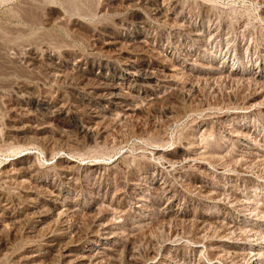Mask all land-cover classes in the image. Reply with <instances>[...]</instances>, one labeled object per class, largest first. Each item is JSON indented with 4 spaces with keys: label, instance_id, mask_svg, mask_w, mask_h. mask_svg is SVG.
<instances>
[{
    "label": "rangeland",
    "instance_id": "1",
    "mask_svg": "<svg viewBox=\"0 0 264 264\" xmlns=\"http://www.w3.org/2000/svg\"><path fill=\"white\" fill-rule=\"evenodd\" d=\"M145 1L146 2L149 1V2L146 3ZM181 1L183 4L180 3ZM181 1L180 0H178V1L177 0H175V1L174 0H171V1L170 0H167V1H165V0H0V47H1L0 48V57H1L0 58V63H1L0 64V69H1L0 70V90H1L0 91V140H2V139L5 140V141L0 142V164L3 165L5 162H11V161L14 162V164L15 163L17 164L18 160H16V157L21 152H24V151L33 152L34 155H31L32 158L30 157L29 161L32 162L33 164L37 165L40 168L41 172L39 174L40 175L39 177L47 178L48 180L54 179L56 181L55 182L56 185H54V187L52 189L53 190L56 189L55 192H57V191L59 192V194L61 195V201H62V199H63L62 195L64 197V190L65 189L63 188L62 184H58V182H60V181L57 178V175L59 174V168H60L59 164L60 165L64 164V162L61 161L59 157L60 156H68V157L72 156L71 158L77 160V162L80 165L79 169L75 173L76 177L74 175L72 177V180L74 182H77L80 186H78L74 190L69 189V192L65 194V197L70 198L72 196L71 199H73L75 196H78L80 198V200H81L80 208L84 209L80 214L84 213V211L86 210L83 207V205L86 204L87 206H91V205H94L95 203L99 202L98 205H100L99 209L101 211L99 213V216H103L104 215L103 210L106 208V206L103 204L104 203L108 204V202L112 198L111 196L113 195V192L116 190V191L122 193V195H121L122 197L118 201H119V204L122 205L123 209L125 210V217L127 218V219L125 218V221H123V225L125 226V228H123V230H126V228L128 227L129 224L131 225L134 223L137 224V223L141 222L139 225L145 224L143 226L144 228H146V229H144V231H147L149 229L148 231H150V232L152 231L150 233L151 235H153L152 237L154 239L157 238L156 240L159 241L158 247L162 248V241L167 242V241H170V239L173 240L174 246L172 245V249H171L170 253L173 254V253L177 252L178 256L176 257V259H174L175 262L172 264H183L182 262H184V260H185L184 264H187V263L188 264H211V263L212 264H235V263L238 264L239 260L241 262H243V263L240 262L239 264H251V262L248 260L249 259L248 254H250V252H251V250L248 249V246H249V243H251V242L254 243L255 240H256V242H258L257 244L261 243L260 245L262 246L258 250V253L260 255L258 257V262L256 261V263L262 264L264 262V257H262V256H264V238H263L264 237V234H263V232H264V217H263L264 216V149H262V148H264V106H263L264 105V88H263L264 86L263 87H261V86L264 85L263 84L264 83L263 82L264 81V78H263L264 77V42H263L264 41V35H263L264 34V27H263L264 26V19H263L264 16L263 15L264 14L262 12V9L264 7V0H260V1H258V0L257 1L256 0H209V1L208 0H181ZM167 2H168V4H167ZM170 2H171V4H170ZM184 3H185V5H184ZM150 4L153 6H151ZM203 5H204V7H203ZM260 5H261V7H260ZM181 6H183V7H181ZM136 8H137V10H135ZM206 8L208 10H206ZM189 9H190V11H189ZM179 10H180V12H179ZM204 13H206V14H204ZM204 15H205V17H204ZM122 19H124V20H122ZM228 20H229V22H228ZM235 21H237V22H235ZM238 21H240V22H238ZM179 22H181V23H179ZM178 23L180 25H178ZM211 24H213V25H211ZM176 25H178V26H176ZM223 25L226 27H224ZM185 26H187V28H185ZM177 27H179V28H177ZM224 28H227V29H224ZM122 30H124V31H122ZM159 30H160V32H159ZM176 30H177V32H176ZM190 30L194 31V32H191ZM216 30H218V32ZM247 30H248V33H247ZM93 31H94V33H93ZM197 32H199L198 35H197ZM233 32H234V34H233ZM166 33H167V35H166ZM187 33H189V34H187ZM199 34H201L202 37H204V38H202L201 35H199ZM208 34H210V35H208ZM233 35H234V37H233ZM105 36H106V38H113V39L116 37L117 39L116 38L114 39V40H116V46L114 45V46H110V47L100 48L99 45L95 42L96 38H105ZM174 36H175V38H174ZM207 38H208V40H207ZM142 39L143 40L145 39V40L143 41ZM242 40H243V42H242ZM93 41H94V43H93ZM91 42H92V44H91ZM143 42H145V44H143ZM259 43L261 45H259ZM211 44H214V45H211ZM246 44H248V45H246ZM252 45L255 48H253ZM178 46H179V48H178ZM202 46H203V48H202ZM33 48H35V49H33ZM225 49H227V50H225ZM29 50L35 51V54H34L35 61L32 65L28 64L27 62H25L23 60L21 61L22 57L27 55ZM170 50H172V51H170ZM38 51L40 54L38 53ZM47 51L50 54H52V56L54 57L53 63L55 65H62L63 66L66 62L72 61V59L73 60L74 59H81V63L78 66V68H80L81 71L85 72L86 74H88L91 77L99 74L101 71L99 69H93L92 70L90 65H89V63L91 61L102 62V63L106 62L107 65H111V66H121L124 63V61H126L125 59H129L134 64V67H136L137 69H145V70H147V72H150L151 76H152V80L150 81V84L146 88L142 87L137 82V80H135L134 78H131V79L125 78L127 81L125 79L120 80L122 87L124 86L123 88L125 90H126L127 86H129V88L131 89L130 90V92H132L131 97H132V100L135 103L136 107H135L134 111H132L133 113L129 112L128 114L124 115L125 113L119 112V114L116 118L112 117V118H107V120L105 119L106 126L104 127V126H102L104 124L99 123V120H97L98 118L97 119L94 118L93 113L88 109V105L85 103H82L78 98H76L74 93H73V90L68 87L70 84L75 83L77 81L76 76H74V74L68 75L63 79L58 78L57 80L54 79L51 81L44 80L42 78V74L44 72L43 71L44 67H46L48 65L47 62H49L48 59L46 60V58L48 57ZM210 51L211 52L213 51V53H211ZM56 52H57V54H56ZM183 52H184V54H183ZM228 54H230V55H228ZM43 55L45 58L43 57ZM78 55H79V57H78ZM95 55H96V57H99V58H96ZM104 56H105V58H104ZM109 56H111V57H109ZM195 56H197V57H195ZM227 56H229V57H227ZM103 58L105 61L103 60ZM209 58H210V60H209ZM170 59H171V61H170ZM108 60H110V61H108ZM217 60H219V61L217 62ZM199 63H202V64H199ZM219 63H221V64H219ZM208 64H210V65L208 66ZM196 65H198V66H196ZM206 65H207V67H206ZM83 66H84V68H83ZM257 66L259 69L257 68ZM161 67H162V69H161ZM75 68H77V67H75ZM26 70H27V72H26ZM179 70H181V71H179ZM193 71H195V72H193ZM247 71H248L249 75H247ZM104 72L109 77H119V75L114 76L113 75L114 73H112L110 70H106ZM215 72H217V73H215ZM229 73L231 74V76H229L230 75ZM185 74H186V76H185ZM173 75H174V77H173ZM221 75H222V77H221ZM235 75L238 78L237 82H236L237 78ZM172 77H173V79H172ZM178 77L181 78V80ZM187 77H188L189 81H188ZM200 77H201L202 81L200 80ZM217 77L220 78V80L218 79L219 82L217 80ZM231 77L233 78L232 82L230 79ZM234 78H235V80H234ZM240 78H242V79L240 80ZM203 79H204V81H203ZM63 80H64V82H63ZM206 81H207V83H206ZM209 81H211L212 83ZM246 81H249L251 84H249V82L245 83ZM251 81H253V82H251ZM255 81H256V83L258 82V84H255ZM200 82H202V83L204 82V83L199 85ZM162 83H163V85H162ZM214 83H216V84H214ZM191 84H192V86H191ZM165 85H166V87H165ZM255 85L258 87H256ZM49 86H51V87H49ZM60 86H62V87H60ZM150 86H152V87H150ZM163 86H164V89H163ZM47 87H49V89ZM260 87L263 89H261ZM33 88H34V91H33ZM44 88H46V89H44ZM237 88H239V89H237ZM60 89H62V90H60ZM157 89H158V91H157ZM162 89H163V91H162ZM262 90H263V92H262ZM148 92H150V93H148ZM167 92H169V93H167ZM238 92H240V93H238ZM138 93H140V94H138ZM245 93L247 96H245ZM41 95H43V96H41ZM52 96H53V98H52ZM261 98L263 99V101L261 100ZM142 99H143V101H142ZM144 99H145V101H144ZM258 100L261 104L258 102ZM43 101L49 102L50 103L49 106L45 105L43 103ZM139 101H140V103H139ZM237 101L239 102V105H237L238 104ZM39 102H41V103H39ZM256 102H258V103H256ZM59 104H63V107H64L63 110L64 111H61V112L56 111V108ZM246 105H248V106H246ZM259 105H261V106H259ZM231 108H232V110H231ZM227 110L230 114L227 112ZM80 111H83V112H80ZM170 111H171V113H170ZM13 112L17 113V116L20 117L19 119H21V121L23 123H28L27 121H32V122L33 121H35V122L41 121V122H44L45 124L48 125V130L43 133L44 135L40 134L43 137L46 136V138H51L53 140V144L51 146H49L48 151L46 150L47 148H44V146L42 144H37V145L36 144L35 145L34 144H28L27 145L26 143L21 142V141H15V144H14V140H12V142H13L12 143L10 139H5V136L8 132V127H9L8 123H9V118L11 116L10 114H12ZM20 112H22V113H20ZM63 112H65V113H63ZM83 113H84V115H83ZM217 114L219 117L216 116ZM208 115H210V116H208ZM206 116H207V118H205ZM45 120H46V122H45ZM89 120H90V122H89ZM192 122H193V124H192ZM1 124L3 126H1ZM204 129H207L206 132ZM210 129H211V131H210ZM229 130H230V132H229ZM241 130H242V132H241ZM201 131H203V132H201ZM193 132L195 133V135L197 137L194 135ZM209 132H211V133L213 132V133L211 134ZM239 132H241V133H239ZM120 133L122 134L123 137L121 136ZM206 133L208 135L211 134L210 135L211 139L209 138V136L207 137ZM222 133H223V135H222ZM46 134H48V135H46ZM201 134H203L204 138L202 137ZM247 135H249V136H247ZM198 136H201V137L199 138ZM228 136H230V137H228ZM213 137H215V138H213ZM151 138H152V140L154 139V142L157 141L156 142L157 144L154 142H151L152 141ZM156 138L161 142L159 143V141ZM203 139H205V141H203ZM55 142H57V143L55 144ZM62 142H63V147L61 145ZM149 142L151 143V145ZM164 142H165V144H163L164 146H162V143H164ZM216 142H218V143H216ZM242 142H244V143H242ZM22 143H24V144H22ZM226 143H227V145H225ZM231 143L232 144L234 143L233 144L234 148H232L233 146L231 145ZM19 144H20V146H19ZM29 145H31V146L29 147ZM54 145H56V146H54ZM59 145H61V146H59ZM68 145H69V147H68ZM153 145H156V146H153ZM182 145H184V146H182ZM204 145L206 148L204 147ZM32 146H34V147H32ZM88 146H89V149H88L89 151L87 150ZM190 146H191V148H190ZM20 147H22V148H20ZM55 147L57 148V150ZM209 147H210V149H209ZM213 147L216 149H214ZM93 148H94V150H93ZM49 149L51 152L49 151ZM103 149H105V150L107 149V150L102 151ZM155 149L156 150H163V154H162L163 156L162 155L158 156L155 153L153 154V152L156 151ZM197 149H199L203 153L201 154V152ZM237 149L239 150V152ZM98 150H101V151H98ZM57 151H60V152H57ZM135 151H137V152H135ZM195 151L198 154L195 155V153H196ZM229 151H230V153H229ZM235 151H237V154ZM244 151H246V152H244ZM72 152H76V153L73 154ZM77 152L79 154H77ZM89 152H90V154H89ZM215 152L217 154H215ZM248 152L249 153L251 152L250 153L251 155H249ZM46 153H48V154L50 153L49 157L46 156V155H48ZM83 153L85 156L83 155ZM94 153H96L98 155H96ZM132 153H133V155H135V156L138 155L139 157L138 156H136V157L132 156ZM206 153L207 154L209 153V154L206 155ZM239 153H241V154H239ZM55 154H56V156H55ZM140 154H143V155L141 156ZM256 154H258V155H256ZM193 155H195V156H193ZM210 155H211V157H210ZM224 155H225V157H228V158L225 159ZM245 155H246V157H245ZM119 156H120V159H119ZM155 156L158 157V159L155 158ZM247 156H249V157H247ZM251 156H252V158H251ZM254 156L259 158V159H256ZM90 157H92V158L90 159ZM137 157L139 158V160ZM149 157L151 159H149ZM236 157L238 158V160ZM243 157H245V158L243 159ZM45 158H47V159H45ZM126 158H128V159H126ZM134 158H136V159H134ZM140 158L142 159V161ZM143 158H145L146 160ZM187 158H190L192 160L185 163L186 162L185 160ZM229 158H231V160ZM78 159H79V161H78ZM203 159L205 160V162ZM208 159H210V160H208ZM124 160H126V163ZM58 162H60V163H58ZM211 162H213V164L215 163L214 164L215 166ZM226 162H228L229 164ZM89 163H95L98 165V167L89 168L88 167ZM113 163L114 164L116 163L117 165L116 164L114 165ZM175 163H176V166L174 167L173 165H175ZM195 163H196V165H195ZM191 164L192 165L194 164V165L192 166ZM237 164H240V165H237ZM2 165H0V171H1ZM167 165H169V166H167ZM223 165L226 167H224ZM190 166H192L193 168L192 167L190 168ZM228 166H229V168H228ZM240 166H241V168H240ZM115 167H116V169H115ZM117 168H118V170H117ZM124 168H126V169H124ZM177 168H178V170H177ZM213 168H215V169H213ZM216 168L219 171H217ZM171 169H173V170H171ZM189 169H191V170H189ZM193 169H194V171H193ZM209 169H211V170H209ZM203 170H205V171H203ZM154 171L155 172L159 171L160 172V173L158 172L159 174L163 173L162 177L164 178V183L167 185V188L169 187L168 189H170V192H168V191L164 192V193L161 192L158 196L156 195L155 197L156 198L164 197L163 195L165 193H166V195L164 198H166L169 195L170 196L171 195L176 196L177 200H178V206H176V210L178 212L175 210L176 211V213H174V214H176L175 216H177V218H179L180 221H182V220L185 221V219H188L187 222L183 223L184 226H183V224H181L184 235L182 233L180 235H177V237L170 236L169 231L166 227H164L162 224H158L159 227L157 226V224H154V222L156 220H160L163 217V216H161L163 214V212L161 213L157 209L151 210L152 213L146 212V211L141 212V210L134 208L133 197H134L136 191L129 188L130 181H133L132 178L135 175V176L139 177V179H140L139 181L146 183L145 185L152 186L153 180L150 179L149 176ZM125 172H126V174H125ZM80 173H81V175H80ZM138 174H140V175H138ZM211 175H213V176H211ZM176 178L178 180H176ZM123 180H124V182H122ZM158 181L160 182L159 179H158ZM161 181H162V179H161ZM191 182H193V183H191ZM190 183H191V185H190ZM2 184L3 183L0 182V190H1L2 195L7 199V205H8L7 207L8 208L4 213L5 221H3L4 225L2 226L3 228L0 230V237L4 242H6V243L8 242V244H7L8 249L6 251H4L3 253H0V264H17L18 263L17 260L20 258H23V256H25V254H26L24 251V248L22 247V246H24V247L26 246L25 243H27V245L35 244V243H37V244L42 243L44 241V238L48 237L49 235H51L53 233H55L56 235L61 234V235H58L60 237V240H59L60 242H72V243L74 242V243L81 244L85 240V237H83V236H85V234L91 230L90 228L93 227V225H92L93 220L95 219L96 215H98V214L92 215L90 213L91 211H89V210H91L93 207L88 209L89 212L87 214L82 215V216H78V217H75V216L72 217L71 214H66L64 216H61V218H60V216H57L55 213H51L48 217L43 219V222L45 223L44 224L42 222L36 221V219L38 220V218L35 217V214H36V212H34L35 208H32L30 206V204L26 203L27 197L31 195L30 192L25 190V188L23 186H16L15 187V186H9L8 184H3V185ZM89 184L91 186H93V185L98 186L99 185L101 187H106V186L110 187V185L111 186L113 185L115 188L112 186V188L114 190L110 191L111 193L108 190L107 191L102 190L99 192V194H95V193L93 194V192L90 191V189H88L90 186ZM12 187H14V188H12ZM203 187H204V189H203ZM228 187H230V188H228ZM11 188H12V190H11ZM125 188H127L126 191H125ZM175 188H176V190H175ZM50 189H51L50 187L39 189V191L37 192L38 195H36V196L38 198L40 197V199L41 198L50 199L52 197L51 196L52 193H51ZM180 189H181V191H180ZM213 189H214V191H212ZM234 189H235V191H237L236 192L237 194L235 193ZM208 190L209 191L211 190V191L206 192ZM220 190H223V191H220ZM197 191H199L200 193ZM231 191L233 192V194L231 193ZM86 192L87 193L89 192V193L87 194ZM219 192L222 194H220ZM186 194H187V196H186ZM213 194H214V197H213ZM227 194H228V196H227ZM201 195H203V196H201ZM209 196H211V197H209ZM226 196H227V198H226ZM231 198H233V199H231ZM239 198L240 199L243 198L241 200H242V202H245V203H242ZM11 199H13V200H11ZM218 199L221 201H219ZM232 200L233 201L236 200V201L233 202ZM249 200H250V202H249ZM237 201L239 202V206H238ZM252 201H253V203H252ZM21 202H23V203H21ZM127 202L130 204V206ZM246 203H248V204H246ZM256 203H258V204H256ZM45 206H48V204H45ZM259 206H260V208H259ZM243 207H244V209H242ZM246 207H247V211H246ZM261 208H262V210H261ZM25 210H26V212H25ZM225 210H228V211H225ZM250 210H252L251 213H250ZM205 212H206V214H205ZM231 213H233L234 215ZM237 213H238V215H237ZM253 213L254 214L256 213V215H254ZM191 214H196V215H194V217H192ZM201 214H204L210 218L212 217L211 221H213V222L210 221L211 223L209 222L208 224H206L204 230H202L200 232V238L198 240L203 241V242H199L202 247L199 248L200 250L199 249L194 250V249H192L193 245H194L193 241L195 240V237L197 235H199V234H197L198 233V226H197L196 219L199 220V216ZM153 216H154V218H153ZM49 217L50 218L53 217V218H51V220H50ZM143 217H145V218H143ZM155 217H156V219H155ZM249 217L251 219H249ZM254 217H256V218H254ZM228 218H229V220H228ZM8 220H9V222H8ZM145 221L147 223H145ZM216 221L219 222V224L223 223L222 225H224V226H228V224H229V228H228L229 230L227 229L228 232L226 230H224L225 227H219L218 225H216V223H215ZM230 221H232V223ZM128 222H129V224H128ZM150 222H151V224H150ZM152 222H153V224H152ZM185 223H187V225ZM236 224H237V227H236ZM161 225H162V227H161ZM37 226H39V227H37ZM156 227H158L159 229ZM192 227H194L193 230H192ZM243 228H245V230H243ZM239 230H241L242 232ZM207 231H209L210 233L212 232L211 235ZM248 231H249V234H248ZM48 232L50 234H48ZM153 232L155 235L152 234ZM164 232L165 233L168 232V234L167 233L165 234ZM192 232H193V234H192ZM195 232H197V233H195ZM229 232L233 233V234H230ZM250 232H253V233H251V235H250ZM194 233H195V235H194ZM238 233H239V235H238ZM158 234H159V236H158ZM212 234H213V236H212ZM222 234L223 235L225 234L223 237V240L224 239L226 240V238H227V240L225 241V245L222 246V248L225 251L222 254V256H219L218 258H212L209 254V250L206 249L207 243L209 242L208 240H212V238H215V237L217 238ZM156 235H157V237H156ZM164 235L167 236L168 239L165 238ZM236 235H237V237H235ZM254 235H256V236H254ZM67 236H69V237L67 238ZM138 237L139 236H137L135 239H137ZM233 237H235L234 240H233ZM241 237H243V238H241ZM177 239H178V241H177ZM228 239L230 240V243H229ZM64 240H66V241H64ZM205 240H207V241H205ZM262 240H263V242H262ZM233 244L234 245L238 244V245H240V247L235 248ZM234 249H236V250H234ZM140 252H141L139 254L140 258L138 260L144 261L145 260V254H144L145 252L142 250ZM230 252H231V254H229ZM237 252H240L241 255L243 253L242 257L240 255V253H237ZM233 253H234V255H233ZM246 253H247V255H246ZM57 255L58 254L57 253L55 254V251H53L52 254L50 253L48 257L49 258L52 257L53 261L55 260V262L57 264L59 262ZM122 255L120 258L124 262L119 258L118 264H126L125 259ZM205 255L207 257H205ZM226 256H228V257H226ZM229 256H231V258ZM232 257H233V259H232ZM180 258H181V260H179ZM221 258H223L226 261L222 260ZM246 258H248V259H246ZM47 260H43L44 263H43V261H40L39 263L42 262L43 264H46L45 262H47ZM230 260H233V261L235 260L234 261L235 263L233 261L231 262ZM55 262L54 263L52 262V263L55 264Z\"/></svg>",
    "mask_w": 264,
    "mask_h": 264
},
{
    "label": "bare ground",
    "instance_id": "2",
    "mask_svg": "<svg viewBox=\"0 0 264 264\" xmlns=\"http://www.w3.org/2000/svg\"><path fill=\"white\" fill-rule=\"evenodd\" d=\"M167 1V0H165ZM171 1V0H170ZM175 1V0H174ZM178 1V0H177ZM181 1V0H180ZM209 1V0H208ZM257 1V0H256ZM260 1V0H258ZM119 2V1H118ZM122 2V1H121ZM143 2V1H142ZM146 2V1H145ZM149 2V1H147ZM146 2V3H147ZM156 2V1H155ZM159 2V1H158ZM184 2V1H183ZM263 2V1H262ZM109 3V2H108ZM153 3V2H152ZM179 3V2H178ZM182 3V1L180 2ZM201 3V2H200ZM168 4V2H167ZM171 4V2H170ZM183 4V3H182ZM181 4V5H182ZM112 5V4H111ZM151 5V4H150ZM185 5V3H184ZM44 6V5H43ZM153 6V5H151ZM168 7V6H167ZM176 7V6H175ZM183 7V6H181ZM204 7V5H203ZM207 7V6H206ZM261 7V5H260ZM185 8V7H184ZM202 8V7H201ZM163 9V8H162ZM176 9V8H175ZM180 9V8H179ZM182 9V8H181ZM210 9V8H209ZM212 9V8H211ZM260 9V8H259ZM75 10V9H74ZM137 10V8L135 9ZM206 10H208L206 8ZM163 11V10H162ZM161 11V12H162ZM167 11V10H166ZM175 11V10H174ZM177 11V10H176ZM190 11V9H189ZM210 11V10H209ZM180 12V10H179ZM188 12V11H187ZM206 12V11H205ZM262 12L264 14V7L262 9ZM261 12V13H262ZM101 13V12H100ZM134 13V12H133ZM139 13V12H138ZM172 13V12H171ZM18 14V13H17ZM74 14V13H73ZM206 14V13H204ZM81 15V14H80ZM144 15V14H143ZM155 15V14H154ZM260 15V14H259ZM145 16V15H144ZM174 16V15H173ZM177 16V15H176ZM220 16V15H219ZM264 16V15H263ZM60 17V16H59ZM188 17V16H187ZM194 17V16H193ZM205 17V15H204ZM218 17V16H217ZM54 18V17H53ZM145 18V17H144ZM163 18V17H162ZM172 18V17H171ZM176 18V17H175ZM180 18V17H179ZM209 18V17H208ZM220 18V17H219ZM263 18V17H262ZM228 19V18H227ZM264 19V18H263ZM118 20V19H117ZM124 20V19H122ZM178 20V19H177ZM211 20V19H210ZM218 20V19H217ZM166 21V20H165ZM179 21V20H178ZM184 21V20H183ZM194 21V20H193ZM225 21V20H224ZM123 22V21H122ZM216 22V21H215ZM229 22V20H228ZM237 22V21H235ZM240 22V21H238ZM242 22V21H241ZM176 23V22H175ZM181 23V22H179ZM178 23V25H180ZM183 23V22H182ZM188 23V22H187ZM197 23V22H196ZM217 23V22H216ZM225 23V22H224ZM125 24V23H124ZM215 24V23H214ZM219 24V23H218ZM121 25V24H120ZM176 25V26H178ZM189 25V24H188ZM213 25V24H211ZM230 25V24H229ZM174 26V25H173ZM184 26V25H183ZM224 26V25H223ZM164 27V26H163ZM204 27V26H203ZM226 27V26H224ZM234 27V26H233ZM232 27V28H233ZM264 27V26H263ZM110 28V27H109ZM120 28V27H119ZM162 28V27H161ZM173 28V27H172ZM179 28V27H177ZM181 28V27H180ZM185 28H187V26H185ZM207 28V27H206ZM228 28V27H227ZM227 28H224V29H227ZM237 28V27H236ZM240 28V27H239ZM238 28V29H239ZM248 29V28H247ZM165 30V29H164ZM184 30V29H183ZM199 30V29H198ZM240 30V29H239ZM124 31V30H122ZM146 31V30H145ZM166 31V30H165ZM180 31V30H179ZM189 31V30H188ZM191 31V30H190ZM218 32V30H216ZM235 31V30H234ZM101 32V31H100ZM113 32V31H112ZM142 32V31H141ZM157 32V31H156ZM155 32V33H156ZM160 32V30H159ZM177 32V30H176ZM191 32H194V31H191ZM206 32V31H205ZM215 32V31H214ZM213 32V33H214ZM226 32V31H225ZM94 33V31H93ZM174 33V32H173ZM179 33V32H178ZM196 33V32H195ZM199 32H197V35H198ZM212 33V34H213ZM247 33H248V30H247ZM246 33V34H247ZM252 33V32H251ZM250 33V34H251ZM102 34V33H101ZM117 34V33H116ZM175 34V33H174ZM189 34V33H187ZM191 34V33H190ZM211 34V33H210ZM208 34V35H210ZM232 34V33H231ZM234 34V32H233ZM100 35V34H99ZM167 35V33H166ZM177 35V34H176ZM195 35V34H194ZM201 35V34H199ZM230 35V34H229ZM244 35V34H243ZM252 35V34H251ZM264 35V34H263ZM107 36V35H106ZM96 38V43L99 45L100 48H104V47H110V46H116V40H114L113 38ZM141 36V35H140ZM150 36V35H149ZM165 36V35H164ZM193 36V35H192ZM196 36V35H195ZM227 36V35H226ZM104 37V36H103ZM128 37V36H127ZM146 37V36H145ZM155 37V36H154ZM170 37V36H169ZM181 37V36H180ZM179 37V38H180ZM202 37V35H201ZM207 37V36H206ZM234 37V35H233ZM248 37V36H247ZM130 38V37H129ZM141 38V37H140ZM143 38V37H142ZM148 38V37H147ZM175 38V36H174ZM192 38V37H191ZM195 38V37H194ZM200 38V37H199ZM204 38V37H202ZM210 38V37H209ZM228 38V37H227ZM232 38V37H231ZM240 38V37H239ZM244 38V37H243ZM117 39V38H116ZM167 39V38H166ZM169 39V38H168ZM172 39V38H171ZM198 39V38H197ZM14 40V39H13ZM47 40V39H46ZM141 40V39H140ZM143 40V39H142ZM145 40V39H144ZM143 40V41H144ZM196 40V39H195ZM199 40V39H198ZM208 40V38H207ZM206 40V41H207ZM211 40V39H210ZM52 41V40H51ZM92 41V40H91ZM137 41V40H136ZM162 41V40H161ZM225 41V40H224ZM249 41V40H248ZM262 41V40H261ZM148 42V41H147ZM184 42V41H183ZM182 42V43H183ZM203 42V41H202ZM227 42V41H226ZM243 42V40H242ZM251 42V41H250ZM254 42V41H253ZM264 42V41H263ZM94 43V41H93ZM142 43V42H141ZM175 43V42H174ZM173 43V44H174ZM186 43V42H185ZM198 43V42H197ZM200 43V42H199ZM236 43V42H235ZM92 44V42H91ZM143 44H145V42H143ZM180 44V43H179ZM192 44V43H191ZM204 44V43H203ZM230 44V43H229ZM239 44V43H238ZM50 45V44H49ZM70 45V44H69ZM160 45V44H159ZM207 45V44H206ZM211 45H214V44H211ZM234 45V44H233ZM248 45V44H246ZM259 45H261L259 43ZM130 46V45H129ZM146 46V45H145ZM161 46V45H160ZM209 46V45H208ZM230 46V45H229ZM236 46V45H235ZM253 46V45H252ZM21 47V46H20ZM72 47V46H71ZM157 47V46H156ZM177 47V46H176ZM181 47V46H180ZM193 47V46H192ZM216 47V46H215ZM246 47V46H245ZM250 47V46H249ZM1 48V47H0ZM168 48V47H167ZM179 48V46H178ZM203 48V46H202ZM207 48V47H206ZM210 48V47H209ZM222 48V47H221ZM228 48V47H227ZM235 48V47H234ZM253 48H255L253 46ZM260 48V47H259ZM4 49V48H3ZM35 49V48H33ZM45 49V48H44ZM49 49V48H48ZM65 49V48H64ZM106 49V48H105ZM110 49V48H109ZM161 49V48H160ZM173 49V48H172ZM183 49V48H182ZM193 49V48H192ZM198 49V48H197ZM239 49V48H238ZM247 49V48H246ZM249 49V48H248ZM9 50V49H8ZM19 50V49H18ZM73 50V49H72ZM71 50V51H72ZM103 50V49H102ZM149 50V49H148ZM227 50V49H225ZM254 50V49H253ZM257 50V49H256ZM22 51V50H21ZM46 51V50H45ZM55 51V50H54ZM81 51V50H80ZM79 51V52H80ZM162 51V50H161ZM172 51V50H170ZM182 51V50H181ZM190 51V50H189ZM10 52V51H9ZM188 52V51H187ZM197 52V51H196ZM211 52V51H210ZM215 52V51H214ZM223 52V51H222ZM39 53V51H38ZM37 53V54H38ZM43 53V52H42ZM72 53V52H71ZM82 53V52H81ZM189 53V52H188ZM213 53V51L211 52ZM256 53V52H255ZM35 51H32V50H29L28 51V54L23 56L21 61H25L27 62L28 64H33L34 61H35ZM40 54V53H39ZM47 54H48V57L46 58V60L48 59L49 62L48 65L46 67H44V72L42 74V78L44 80H48V81H51V80H54V79H58V78H65L66 76L68 75H73L76 76V79L77 81L75 83H72L70 84L68 87L71 88L73 90V93L75 95L76 98H78L82 103H85L88 105V109L93 113V116L94 118H98L97 120H99V123L100 124H104L102 126H106V123H105V119L107 120V118H116L119 114V112H122V113H125L124 115L128 114L129 112H132L134 111L136 105L135 103L133 102L132 100V97H131V93L130 92V88L129 86L126 87V90L122 87V84L120 82V80H123L125 78L127 79H131V78H134L135 80H137V82L142 86V87H148V85L150 84V81L152 80V76H151V73L150 72H147V70L145 69H137L136 67H134V64L129 60V59H125L126 61H124V63L121 65V66H111V65H107L106 62L102 63V62H94V61H91L89 63L91 69H99L101 70L99 74L97 75H94L93 77L89 76L88 74H86L85 72L81 71L80 68H78V66L80 65L81 63V59H72V61H69V62H66L63 66L62 65H55L53 62H54V57L52 56V54H50L48 51H47ZM57 54V52H56ZM67 54V53H66ZM137 54V53H136ZM184 54V52H183ZM186 54V53H185ZM215 54V53H214ZM213 54V55H214ZM232 54V53H231ZM54 55V54H53ZM90 55V54H89ZM97 55V54H96ZM95 55V57H96ZM113 55V54H112ZM118 55V54H117ZM132 55V54H131ZM139 55V54H138ZM168 55V54H167ZM189 55V54H188ZM230 55V54H228ZM245 55V54H244ZM10 56V55H9ZM17 56V55H16ZM21 56V55H20ZM19 56V57H20ZM62 56V55H61ZM65 56V55H64ZM81 56V55H80ZM94 56V55H93ZM99 56V55H98ZM102 56V55H101ZM108 56V55H107ZM106 56V57H107ZM121 56V55H120ZM119 56V57H120ZM169 56V55H168ZM220 56V55H219ZM233 56V55H232ZM231 56V57H232ZM261 56V55H260ZM44 57V55H43ZM79 57V55H78ZM82 57V56H81ZM88 57V56H87ZM111 57V56H109ZM140 57V56H139ZM151 57V56H150ZM179 57V56H178ZM197 57V56H195ZM229 57V56H227ZM256 57V56H255ZM1 58V57H0ZM40 58V57H39ZM45 58V57H44ZM62 58V57H61ZM65 58V57H64ZM96 58H99V57H96ZM105 58V56H104ZM103 58V60H104ZM123 58V57H122ZM146 58V57H145ZM181 58V57H180ZM179 58V59H180ZM188 58V57H187ZM12 59V58H11ZM107 59V58H106ZM167 59V58H166ZM177 59V58H176ZM190 59V58H189ZM208 59V58H207ZM225 59V58H224ZM40 60V59H39ZM63 60V59H62ZM66 60V59H65ZM132 60V59H131ZM153 60V59H152ZM183 60V59H182ZM210 60V58H209ZM208 60V61H209ZM216 60V59H215ZM222 60V59H221ZM231 60V59H230ZM243 60V59H242ZM248 60V59H247ZM61 61V60H60ZM105 61V60H104ZM110 61V60H108ZM119 61V60H118ZM166 61V60H165ZM171 61V59H170ZM189 61V60H188ZM219 60H217L218 62ZM254 61V60H253ZM39 62V61H38ZM113 62V61H112ZM123 62V61H122ZM148 62V61H147ZM192 62V61H191ZM190 62V63H191ZM195 62V61H194ZM221 62V61H220ZM240 62V61H239ZM256 62V61H255ZM136 63V62H135ZM140 63V62H139ZM174 63V62H173ZM181 63V62H180ZM203 63V62H202ZM202 63H199V64H202ZM231 63V62H230ZM1 64V63H0ZM187 64V63H186ZM194 64V63H193ZM198 64V65H199ZM204 64V63H203ZM216 64V63H215ZM221 64V63H219ZM236 64V63H235ZM246 64V63H245ZM253 64V63H252ZM118 65V64H117ZM148 65V64H147ZM154 65V64H153ZM157 65V64H156ZM165 65V64H164ZM175 65V64H174ZM196 65V66H198ZM210 64H208L209 66ZM247 65V64H246ZM262 65V64H261ZM3 66V65H2ZM20 66V65H19ZM137 66V65H136ZM166 66V65H165ZM172 66V65H171ZM182 66V65H181ZM190 66V65H189ZM202 66V65H201ZM204 66V65H203ZM215 66V65H214ZM218 66V65H217ZM220 66V65H219ZM253 66V65H252ZM31 67V66H30ZM77 67V68H75ZM138 67V66H137ZM155 67V66H154ZM170 67V66H169ZM207 67V65H206ZM211 67V66H210ZM241 67V66H240ZM84 68V66H83ZM145 68V67H144ZM184 68V67H183ZM191 68V67H190ZM195 68V67H194ZM197 68V67H196ZM209 68V67H208ZM213 68V67H212ZM258 68V66H257ZM162 69V67H161ZM169 69V68H168ZM171 69V68H170ZM178 69V68H177ZM185 69V68H184ZM207 69V68H206ZM211 69V68H210ZM218 69V68H217ZM248 69V68H247ZM259 69V68H258ZM1 70V69H0ZM9 70V69H8ZM106 70H110L112 73H114L113 75L114 76H117L119 75V77H109L108 75L105 74L104 71ZM182 70V69H181ZM179 70V71H181ZM214 70V69H213ZM232 70V69H231ZM3 71V70H2ZM13 71V70H12ZM190 71V70H189ZM204 71V70H203ZM208 71V70H207ZM212 71V70H211ZM220 71V70H219ZM259 71V70H258ZM27 72V70H26ZM36 72V71H35ZM104 72V73H103ZM167 72V71H166ZM186 72V71H185ZM188 72V71H187ZM195 72V71H193ZM213 72V71H212ZM250 72V71H249ZM4 73V72H3ZM8 73V72H7ZM97 73V72H96ZM217 73V72H215ZM221 73V72H220ZM219 73V74H220ZM225 73V72H224ZM263 73V72H262ZM180 74V73H179ZM178 74V75H179ZM184 74V73H183ZM230 74V73H229ZM236 74V73H235ZM240 74V73H239ZM245 74V73H244ZM5 75V74H4ZM8 75V74H7ZM223 75V74H222ZM221 75V77H222ZM247 75L248 74V71H247ZM38 76V75H37ZM123 76V77H122ZM180 76V75H179ZM186 76V74H185ZM189 76V75H188ZM194 76V75H193ZM226 76V75H225ZM231 76V74L229 75ZM236 76V75H235ZM240 76V75H239ZM246 76V75H245ZM6 77V76H5ZM169 77V76H168ZM174 77V75H173ZM172 77V79H173ZM202 77V76H201ZM201 77H200V80H201ZM208 77V76H207ZM211 77V76H210ZM213 77V76H212ZM228 77V76H227ZM179 78V77H178ZM193 78V77H192ZM203 78V77H202ZM206 78V77H205ZM204 78V79H205ZM216 78V77H215ZM237 78V76H236ZM247 78V77H246ZM254 78V77H253ZM264 78V77H263ZM39 79V78H38ZM157 79V78H156ZM181 80V78H179ZM188 79V77H187ZM197 79V78H196ZM203 79V81H204ZM220 80V78L217 77V80ZM231 82L233 80V78L231 77ZM242 78H240L241 80ZM248 79V78H247ZM31 80V79H30ZM68 80V79H67ZM126 80V79H125ZM154 80V79H153ZM159 80V79H158ZM194 80V79H193ZM216 80V79H215ZM218 80V82H219ZM222 80V79H221ZM227 80V79H226ZM225 80V81H226ZM235 80V78H234ZM245 80V79H244ZM254 80V79H253ZM43 81V80H42ZM61 81V80H60ZM127 81V80H126ZM160 81V80H159ZM162 81V80H161ZM189 81V79H188ZM202 81V80H201ZM212 81V80H211ZM209 81V82H211ZM229 81V80H228ZM238 81V78L236 80V82ZM257 81V80H256ZM255 81V84H258V82L256 83ZM262 81V80H261ZM64 82V80H63ZM135 82V81H134ZM174 82V81H173ZM187 82V81H186ZM198 82V81H197ZM196 82V83H197ZM214 82V81H213ZM217 82V81H216ZM224 82V81H223ZM222 82V83H223ZM235 82V81H234ZM249 81H246L245 83H247ZM253 82V81H251ZM264 82V81H263ZM15 83V82H14ZM58 83V82H57ZM161 83V82H160ZM167 83V82H166ZM177 83V82H176ZM179 83V82H178ZM193 83V82H192ZM204 83V82H203ZM202 82L199 83L200 84H203ZM207 83V81H206ZM212 83V82H211ZM226 83V82H225ZM242 83V82H241ZM26 84V83H25ZM46 84V83H45ZM121 84V85H120ZM171 84V83H170ZM186 84V83H185ZM216 84V83H214ZM229 84V83H228ZM249 84H251L249 82ZM254 84V83H253ZM264 84V83H263ZM41 85V84H40ZM43 85V84H42ZM163 85V83H162ZM180 85V84H179ZM234 85V84H233ZM27 86V85H26ZM54 86V85H53ZM157 86V85H156ZM169 86V85H168ZM167 86V87H168ZM192 86V84H191ZM197 86V85H196ZM212 86V85H211ZM214 86V85H213ZM236 86V85H235ZM238 86V85H237ZM242 86V85H241ZM256 86V85H255ZM264 85H262L261 87H263ZM4 87V86H3ZM23 87V86H22ZM36 87V86H35ZM38 87V86H37ZM43 87V86H42ZM51 87V86H49ZM49 87H47L49 89ZM62 87V86H60ZM65 87V86H64ZM63 87V88H64ZM152 87V86H150ZM166 87V85H165ZM199 87V86H198ZM251 87V86H250ZM258 87V86H256ZM260 87V88H261ZM246 88V87H245ZM264 88V87H263ZM261 88V89H263ZM46 89V88H44ZM57 89V88H56ZM59 89V88H58ZM70 89V90H71ZM163 89H164V86H163ZM162 89V91H163ZM239 89V88H237ZM38 90V89H37ZM62 90V89H60ZM69 90V89H68ZM168 90V89H167ZM173 90V89H172ZM228 90V89H227ZM244 90V89H243ZM256 90V89H255ZM260 90V89H259ZM258 90V91H259ZM1 91V90H0ZM3 91V90H2ZM33 91H34V88H33ZM59 91V90H58ZM64 91V90H63ZM143 91V90H142ZM145 91V90H144ZM158 91V89H157ZM203 91V90H202ZM241 91V90H240ZM247 91V90H246ZM8 92V91H7ZM212 92V91H211ZM245 92V91H244ZM263 92V90H262ZM34 93V92H33ZM54 93V92H53ZM72 93V92H71ZM146 93V92H145ZM150 93V92H148ZM169 93V92H167ZM166 93V94H167ZM240 93V92H238ZM237 93V94H238ZM136 94V93H135ZM140 94V93H138ZM163 94V93H162ZM248 94V93H247ZM258 94V93H257ZM37 95V94H36ZM40 95V94H39ZM52 95V94H51ZM175 95V94H174ZM253 95V94H252ZM255 95V94H254ZM43 96V95H41ZM46 96V95H45ZM49 96V95H48ZM136 96V95H135ZM148 96V95H147ZM164 96V95H163ZM245 96L246 93H245ZM249 96V95H248ZM66 97V96H65ZM134 97V96H133ZM145 97V96H144ZM152 97V96H151ZM252 97V96H251ZM51 98V97H50ZM49 98V99H50ZM53 98V96H52ZM67 98V97H66ZM75 98V99H76ZM149 98V97H148ZM254 98V97H253ZM59 99V98H58ZM68 99V98H67ZM73 99V98H72ZM237 99V98H236ZM245 99V98H244ZM140 100V99H139ZM156 100V99H155ZM161 100V99H160ZM219 100V99H218ZM261 100L263 101V99L261 98ZM49 101V100H48ZM143 101V99H142ZM145 101V99H144ZM252 101V100H251ZM19 102V101H18ZM51 102V101H50ZM59 102V101H58ZM71 102V101H70ZM259 102V100H258ZM256 102V103H258ZM41 103V102H39ZM43 103L47 106H49V102H46V101H43ZM140 103V101H139ZM171 103V102H170ZM238 103V104H237ZM237 105H239V102L237 101ZM246 103V102H245ZM244 103V104H245ZM255 103V104H256ZM260 103V102H259ZM64 104V103H63ZM63 104H59L56 108V111L58 112H61V111H64V107H63ZM77 104V103H76ZM261 104V103H260ZM140 105V104H139ZM263 105V104H262ZM82 106V105H81ZM204 106V105H203ZM235 106V105H234ZM248 106V105H246ZM261 106V105H259ZM264 106V105H263ZM12 107V106H11ZM68 107V106H67ZM75 107V106H74ZM241 107V106H240ZM250 107V106H249ZM72 108V107H71ZM251 108V107H250ZM4 109V108H3ZM208 109V108H207ZM236 109V108H235ZM19 110V109H18ZM69 110V109H68ZM86 110V109H85ZM229 110V109H228ZM227 110V112H228ZM232 110V108H231ZM230 110V111H231ZM79 111V110H78ZM136 111V110H135ZM16 112V111H15ZM69 112V111H68ZM80 112H83V111H80ZM225 112V111H224ZM22 113V112H20ZM65 113V112H63ZM71 113V112H70ZM133 113V112H132ZM171 113V111H170ZM219 113V112H218ZM222 113V112H221ZM229 113V112H228ZM91 114V113H90ZM205 114V113H204ZM220 114V113H219ZM224 114V113H223ZM230 114V113H229ZM9 115V114H8ZM10 118H9V127H8V132L5 136V139H10L11 142L12 140H14V144H15V141H21V142H24L26 143L27 145L28 144H42L44 146V148H47L46 150L48 151V148L49 146H51L53 144V140L51 138H46L43 137L42 135L40 134H43L44 132H46L48 130V125L45 124L44 122H35V121H27L28 123H23L21 121V119H19L20 117L17 116V113H12L10 114ZM26 115V114H25ZM57 115V114H56ZM55 115V116H56ZM62 115V114H61ZM84 115V113H83ZM213 115V114H212ZM234 115V114H233ZM210 116V115H208ZM218 116V114L216 115ZM221 116V115H220ZM225 116V115H224ZM28 117V116H27ZM91 117V116H90ZM213 117V116H212ZM215 117V116H214ZM219 117V116H218ZM217 117V118H218ZM222 117V116H221ZM122 118V117H121ZM130 118V117H129ZM194 118V117H193ZM201 118V117H200ZM207 118V116L205 117ZM32 119V118H31ZM40 119V118H39ZM54 119V118H53ZM62 119V118H61ZM197 119V118H196ZM213 119V118H212ZM26 120V119H25ZM84 120V119H83ZM129 120V119H128ZM225 120V119H224ZM65 121V120H64ZM127 121V120H126ZM193 121V120H192ZM200 121V120H199ZM210 121V120H209ZM217 121V120H216ZM22 122V123H21ZM46 122V120H45ZM90 122V120H89ZM94 122V121H93ZM107 122V121H106ZM119 122V121H118ZM194 122V121H193ZM192 122V124H193ZM229 122V121H228ZM191 123V122H190ZM201 123V122H200ZM206 123V122H205ZM221 123V122H220ZM224 123V122H223ZM79 124V123H78ZM94 124V123H93ZM203 124V123H202ZM225 124V123H224ZM88 125V124H87ZM131 125V124H130ZM198 125V124H197ZM205 125V124H204ZM211 125V124H210ZM209 125V126H210ZM239 125V124H238ZM244 125V124H243ZM1 126H3L1 124ZM119 126V125H118ZM191 126V125H190ZM213 126V125H212ZM226 126V125H225ZM6 127V126H5ZM4 127V128H5ZM133 127V126H132ZM196 127V126H195ZM103 128V127H102ZM112 128V127H111ZM118 128V127H117ZM223 128V127H222ZM225 128V127H224ZM239 128V127H238ZM203 129V128H202ZM132 130V129H131ZM193 130V129H192ZM205 132L207 129H204ZM228 130V129H227ZM211 131V129H210ZM61 132V131H60ZM203 132V131H201ZM230 132V130H229ZM242 132V130H241ZM239 132V133H241ZM5 133V132H4ZM58 133V132H57ZM194 133V132H193ZM211 133V132H209ZM213 133V132H212ZM211 133V134H212ZM245 133V132H244ZM243 133V134H244ZM104 134V133H103ZM121 134V133H120ZM197 134V133H196ZM211 134H207V137L209 136V138L211 139L210 135ZM248 134V133H247ZM40 135V136H39ZM44 135V134H43ZM48 135V134H46ZM57 135V134H56ZM62 135V134H61ZM155 135V134H154ZM160 135V134H159ZM195 135V133H194ZM202 137H203V134H201ZM205 135V136H206ZM223 135V133H222ZM251 135V134H250ZM51 136V135H50ZM122 136V134H121ZM152 136V135H151ZM196 136V135H195ZM218 136V135H217ZM243 136V135H242ZM249 136V135H247ZM49 137V136H48ZM58 137V136H57ZM61 137V136H60ZM109 137V136H108ZM123 137V136H122ZM197 137V136H196ZM199 138L201 136H198ZM206 137V138H207ZM225 137V136H224ZM230 137V136H228ZM56 138V137H55ZM69 138V137H68ZM190 138V137H189ZM204 138V137H203ZM215 138V137H213ZM243 138V137H242ZM149 139V138H148ZM157 139V138H156ZM161 139V138H160ZM194 139V138H193ZM208 139V138H207ZM236 139V138H235ZM63 140V139H62ZM73 140V139H72ZM152 140V138H151ZM158 140V139H157ZM190 140V139H189ZM195 140V139H194ZM209 140V139H208ZM214 140V139H213ZM216 140V139H215ZM220 140V139H219ZM225 140V139H224ZM230 140V139H229ZM1 141H5V140H0ZM64 141V140H63ZM68 141V140H67ZM149 141V140H148ZM156 141V140H155ZM159 141V140H158ZM167 141V140H166ZM202 141V140H201ZM200 141V142H201ZM203 141H205V139H203ZM210 141V140H209ZM59 142V141H58ZM151 142H154V139L151 141ZM157 142V141H156ZM154 142V143H156ZM161 141H159L160 143ZM184 142V141H183ZM194 142V141H193ZM197 142V141H196ZM228 142V141H227ZM13 143V142H12ZM22 143V144H24ZM57 142H55L56 144ZM69 143V142H68ZM71 143V142H70ZM150 143V142H149ZM158 143V144H159ZM191 143V142H190ZM205 143V142H204ZM211 143V142H210ZM215 143V142H214ZM218 143V142H216ZM224 143V142H223ZM244 143V142H242ZM254 143V142H253ZM21 144V143H20ZM19 144V146H20ZM60 144V143H59ZM65 144V143H64ZM157 144V143H156ZM162 143V146H164ZM180 144V143H179ZM196 144V143H195ZM198 144V143H197ZM229 144V143H228ZM234 144V143H233ZM231 143V145L233 146L232 148H234V145ZM238 144V143H237ZM249 144V143H248ZM9 145V144H8ZM17 145V144H16ZM62 147H63V142L61 143ZM59 145V146H61ZM70 145V144H69ZM68 145V147H69ZM76 145V144H75ZM81 145V144H80ZM121 145V144H120ZM151 145V143H150ZM181 145V144H180ZM191 145V144H190ZM200 145V144H199ZM220 145V144H219ZM227 145V143L225 144ZM236 145V144H235ZM245 145V144H244ZM243 145V146H244ZM18 146V145H17ZM31 145H29L30 147ZM56 146V145H54ZM153 146H156V145H153ZM152 146V147H153ZM184 146V145H182ZM186 146V145H185ZM215 146V145H214ZM222 146V145H221ZM229 146V145H228ZM238 146V145H237ZM24 147V146H23ZM28 147V146H27ZM34 147V146H32ZM31 147V148H32ZM38 147V146H37ZM73 147V146H72ZM81 147V146H80ZM86 147V146H85ZM96 147V146H95ZM100 147V146H99ZM160 147V146H159ZM175 147V146H174ZM205 147V145H204ZM224 147V146H223ZM18 148V147H17ZM22 148V147H20ZM30 148V149H31ZM43 148V147H42ZM52 148V147H51ZM54 148V147H53ZM56 148V147H55ZM77 148V147H76ZM101 148V147H100ZM105 148V147H104ZM111 148V147H110ZM149 148V147H148ZM162 148V147H161ZM191 148V146H190ZM198 148V147H197ZM201 148V147H200ZM206 148V147H205ZM214 148V147H213ZM220 148V147H219ZM262 148V147H261ZM29 149V148H28ZM89 149V146L87 148V150ZM91 149V148H90ZM166 149V148H165ZM164 149V150H165ZM189 149V148H188ZM210 149V147H209ZM216 149V148H214ZM264 149V148H262ZM23 150V149H22ZM25 150V149H24ZM57 150V148H56ZM79 150V149H78ZM94 150V148H93ZM96 150V149H95ZM105 149H103L102 151H104ZM107 150V149H106ZM105 150V151H106ZM112 150V149H111ZM110 150V151H111ZM115 150V149H114ZM156 150V149H155ZM175 150V149H174ZM199 150V149H197ZM202 150V149H201ZM219 150V149H218ZM217 150V151H218ZM232 150V149H231ZM238 150V149H237ZM2 151V150H1ZM50 151V149H49ZM72 151V150H71ZM82 151V150H81ZM89 151V150H88ZM98 151H101V150H98ZM113 151V150H112ZM111 151V152H112ZM147 151V150H146ZM200 151V150H199ZM204 151V150H203ZM224 151V150H223ZM226 151V150H225ZM51 152V151H50ZM54 152V151H53ZM57 152H60V151H57ZM80 152V151H79ZM95 152V151H94ZM97 152V151H96ZM137 152V151H135ZM141 152V151H140ZM170 152V151H169ZM172 152V151H171ZM181 152V151H180ZM196 152V151H195ZM201 154L203 153L202 151H200ZM208 152V151H207ZM227 152V151H226ZM236 154H237V151H235ZM239 152V150H238ZM246 152V151H244ZM243 152V153H244ZM256 152V151H255ZM67 153V152H66ZM65 153V154H66ZM73 154L76 153V152H72ZM82 153V152H81ZM86 153V152H85ZM92 153V152H91ZM134 153V152H133ZM132 153V156H135L133 155ZM145 153V152H144ZM157 154L158 156L159 155H162L163 154V150H156L155 152H153V154ZM182 153V152H181ZM190 153V152H189ZM214 153V152H213ZM230 153V151H229ZM249 153V152H248ZM251 153V152H250ZM249 153V155H251ZM48 154V153H46ZM50 154V153H49ZM49 154L46 155L49 157ZM53 154V153H52ZM77 154H79L77 152ZM90 154V152H89ZM96 154V153H94ZM136 154V153H135ZM149 154V153H148ZM198 154L197 152L195 153V155ZM209 154V153H208ZM206 153V155H208ZM211 154V153H210ZM215 154H217L215 152ZM214 154V155H215ZM241 154V153H239ZM255 154V153H254ZM31 155H34L33 152H30V151H24V152H21L17 157H16V160H18V163L14 164V162H5L2 167H1V171H0V182L3 183V184H8L9 186H23L25 188V190H27L28 192L31 193L30 196L27 197L26 199V203L30 204V206L32 208H35V211L36 214H35V217L38 218V220L36 219V221H39V222H43V219L48 217L51 213H55L57 216H64L66 214H71L72 217L75 216V217H78V216H82V215H85L87 214L89 211H91L90 213L92 215H95V214H98L96 215L95 219L93 220V227L90 228L91 230L88 231L85 236V240L83 241V243L81 244H78V243H72V242H60V237L58 235H61V234H51L49 235L48 237L44 238V241L42 243H35V244H29L27 245V243H25V247L22 246L24 248V251H25V256H23V258H20L18 259V263L17 264H38L40 261H43V260H47V262H45L46 264H53L55 262V260L53 261V258L52 257H48L49 254L53 251H55V254L57 253L58 255V260L59 262L57 264H118V260L119 258L121 257V255L124 257L125 259V262L126 264H172L174 263V259H176V257L178 256V253L175 252L173 254L170 253L171 249H172V245L174 246L173 244V240L170 239V241H167V242H163L162 241V248L158 247V243L159 241L154 239L150 233V231H144V228L143 226L145 225H139L140 223H137V224H129L128 222V227L126 228V230H123V228H125V226L123 225V221H125V210L123 209L122 205L119 204V199L122 197V193L118 192V191H114L113 192V195L111 196L112 198L110 199V201L108 202V204H103L106 206V208L103 210L104 211V215L103 216H99V213L101 212L100 211V205H98V203H95L94 205H91V206H87L86 204L83 205V207L86 209L84 211V213L80 214L84 209H81L80 206H81V200L78 196H75L73 199L72 196L70 198H67L65 197V194L69 192V189H76L78 186H80L77 182H74L72 180V177L75 175V173L77 172V170L79 169L80 165L79 163L77 162V160L71 158L72 156L68 157V156H60V160L64 162V164H59L60 168H59V174L57 175V178L59 179L60 182H58V184H62L63 188L65 189L64 190V197L62 195V201H61V195L59 194V192H55V190H53L52 188L54 187L55 184V180L54 179H50L48 180L47 178H42V177H39L40 175V168L33 164L32 162L29 161V158L31 157ZM76 155V154H75ZM84 155V153H83ZM87 155V154H86ZM93 155V154H92ZM98 155V154H96ZM95 155V156H96ZM100 155V154H99ZM102 155V154H101ZM104 155V154H103ZM111 155V154H110ZM128 155V154H127ZM126 155V156H127ZM141 156L143 154H140ZM146 155V154H145ZM171 155V154H170ZM183 155V154H182ZM193 155V156H195ZM220 155V154H219ZM244 155V154H243ZM258 155V154H256ZM56 156V154H55ZM77 156V155H76ZM82 156V155H81ZM85 156V155H84ZM89 156V155H88ZM94 156V155H93ZM131 156V157H132ZM138 156V155H136ZM135 156V157H136ZM163 156V155H162ZM222 156V155H221ZM229 156V155H228ZM261 156V155H260ZM74 157V156H73ZM124 157V156H123ZM122 157V158H123ZM139 157V156H138ZM137 157V158H138ZM145 157V156H144ZM151 157V156H150ZM149 157V159H151ZM180 157V156H179ZM211 157V155H210ZM241 157V156H240ZM246 157V155H245ZM243 157V159L245 158ZM249 157V156H247ZM255 157V156H254ZM253 157V158H254ZM32 158V157H31ZM92 157H90L91 159ZM94 158V157H93ZM115 158V157H114ZM155 158L158 159V157L155 156ZM182 158V157H181ZM224 158H228V157H225L224 155ZM223 158V159H224ZM237 158V157H236ZM252 158V156H251ZM250 158V159H251ZM256 159H259L257 157H255ZM47 159V158H45ZM84 159V158H83ZM98 159V158H97ZM119 159H120V156H119ZM128 159V158H126ZM136 159V158H134ZM141 159V158H140ZM145 159V158H143ZM148 159V158H147ZM148 159V160H149ZM167 159V158H166ZM177 159V158H176ZM197 159V158H196ZM207 159V158H206ZM224 159V160H225ZM231 160V158H229ZM95 160V159H94ZM111 160V159H110ZM131 160V159H130ZM139 160V158H138ZM146 160V159H145ZM175 160V159H174ZM185 160V159H184ZM192 159L190 158H187L185 161V163H187L188 161H191ZM198 160V159H197ZM204 160V159H203ZM210 160V159H208ZM207 160V161H208ZM222 160V159H221ZM238 160V158H237ZM3 161V160H2ZM79 161V159H78ZM125 163H126V160H124ZM133 161V160H132ZM142 161V159H141ZM168 161V160H167ZM183 161V160H182ZM217 161V160H216ZM235 161V160H234ZM253 161V160H252ZM39 162V161H38ZM93 162V161H92ZM98 162V161H97ZM111 162V161H110ZM119 162V161H118ZM147 162V161H146ZM172 162V161H171ZM194 162V161H193ZM205 162V160H204ZM218 162V161H217ZM236 162V161H235ZM259 162V161H258ZM261 162V161H260ZM60 163V162H58ZM101 163V162H100ZM120 163V162H119ZM164 163V162H163ZM202 163V162H201ZM200 163V164H201ZM213 164V162H211ZM228 163V162H226ZM43 164V163H42ZM55 164V163H54ZM106 164V163H105ZM114 164V163H113ZM116 164V163H115ZM114 164V165H115ZM141 164V163H140ZM154 164V163H153ZM183 164V163H182ZM190 164V163H189ZM207 164V163H206ZM215 164V163H214ZM213 164V165H214ZM224 164V163H223ZM229 164V163H228ZM227 164V165H228ZM51 165V164H50ZM117 165V164H116ZM120 165V164H119ZM123 165V164H122ZM127 165V164H126ZM136 165V164H135ZM171 165V164H170ZM192 165V164H191ZM194 165V164H193ZM192 165V166H193ZM196 165V163H195ZM198 165V164H197ZM226 165V164H225ZM237 165H240V164H237ZM12 166V167H11ZM53 166V165H52ZM112 166V165H111ZM132 166V165H131ZM147 166V165H146ZM152 166V165H151ZM156 166V165H155ZM169 166V165H167ZM174 167L176 166V163L175 165H173ZM183 166V165H182ZM190 166V168L192 167ZM215 166V165H214ZM217 166V165H216ZM224 166V165H223ZM235 166V165H234ZM85 167V166H84ZM87 167V166H86ZM88 167L91 168V167H98L97 164L95 163H89L88 164ZM113 167V166H112ZM135 167V166H134ZM186 167V166H185ZM188 167V166H187ZM209 167V166H208ZM218 167V166H217ZM226 167V166H224ZM238 167V166H237ZM45 168V167H44ZM121 168V167H120ZM123 168V167H122ZM144 168V167H143ZM149 168V167H148ZM172 168V167H171ZM179 168V167H178ZM177 168V170H178ZM181 168V167H180ZM193 168V167H192ZM229 168V166H228ZM241 168V166H240ZM43 169V168H42ZM52 169V168H51ZM116 169V167H115ZM114 169V170H115ZM126 169V168H124ZM128 169V168H127ZM155 169V168H154ZM184 169V168H183ZM186 169V168H185ZM199 169V168H198ZM208 169V168H207ZM215 169V168H213ZM263 169V168H262ZM103 170V169H102ZM118 170V168H117ZM146 170V169H145ZM144 170V171H145ZM173 170V169H171ZM170 170V171H171ZM180 170V169H179ZM191 170V169H189ZM202 170V169H201ZM206 170V169H205ZM203 170V171H205ZM211 170V169H209ZM217 170V168H216ZM221 170V169H220ZM225 170V169H224ZM233 170V169H232ZM252 170V169H251ZM50 171V170H49ZM81 171V170H80ZM84 171V170H83ZM151 171V170H150ZM194 171V169H193ZM219 171V170H217ZM222 171V170H221ZM52 172V171H51ZM56 172V171H55ZM93 172V171H92ZM104 172V171H103ZM113 172V171H112ZM119 172V171H118ZM143 172V171H142ZM146 172V171H145ZM149 172V171H148ZM159 171L157 172H152L149 176L150 179L153 180V185L152 186H149V185H145L146 183L144 182H141L139 181V177L138 176H135L132 178L133 181H130V185H129V188L133 189L136 191L134 197H133V202H134V208L136 209H139L142 211H146V212H151V210L153 209H157L159 210L161 213L163 212V214L161 216H163L160 220H156L154 222V224H157V226L159 227L158 224H162L164 227H166L169 231V234L170 236H173V237H177V235H180L183 233V230H182V225L184 222H187L188 219H185V221H180L179 218H177V216H175L176 214V206H178V200H177V197L174 196V195H169L167 196L166 198L165 195L166 193L163 195L164 197H159V198H156L155 196L159 195L161 192L164 193V192H170V189L167 188V185L164 183V178L162 177V174H159L158 173ZM197 172V171H196ZM208 172V171H207ZM211 172V171H210ZM90 173V172H89ZM165 173V172H164ZM180 173V172H179ZM85 174V173H84ZM97 174V173H96ZM95 174V175H96ZM122 174V173H121ZM126 174V172H125ZM128 174V173H127ZM187 174V173H186ZM50 175V174H49ZM81 175V173H80ZM116 175V174H115ZM119 175V174H118ZM140 175V174H138ZM175 175V174H174ZM203 175V174H202ZM214 175V174H213ZM211 175V176H213ZM216 175V174H215ZM46 176V175H45ZM106 176V175H105ZM130 176V175H129ZM165 176V175H164ZM176 176V175H175ZM186 176V175H185ZM224 176V175H223ZM76 177V175H75ZM173 177V176H172ZM171 177V178H172ZM205 177V176H204ZM210 177V176H209ZM94 178V177H93ZM166 178V177H165ZM168 178V177H167ZM199 178V177H198ZM211 178V177H210ZM217 178V177H216ZM117 179V178H116ZM158 179L160 180V182L158 181ZM162 179V181H161ZM174 179V178H173ZM172 179V180H173ZM181 179V178H180ZM213 179V178H212ZM232 179V178H231ZM79 180V179H78ZM110 180V179H109ZM167 180V179H166ZM176 180H178L176 178ZM182 180V179H181ZM225 180V179H224ZM128 181V180H127ZM188 181V180H187ZM216 181V180H215ZM227 181V180H226ZM246 181V180H245ZM244 181V182H245ZM92 182V181H91ZM124 182V180L122 181ZM159 182V183H158ZM166 182V181H165ZM190 182V181H189ZM85 183V182H84ZM121 183V182H120ZM126 183V182H125ZM185 183V182H184ZM193 183V182H191ZM190 183V185H191ZM2 184V185H3ZM182 184V183H181ZM195 184V183H194ZM210 184V183H209ZM90 185V184H89ZM96 185V184H95ZM123 185V184H122ZM187 185V184H186ZM205 185V184H204ZM82 186V185H81ZM113 186V185H112ZM112 186L110 185V187L106 186V187H101V186H89L88 189H90V191L93 192V194H99L100 191H113L114 189L112 188ZM145 186V187H144ZM177 186V185H176ZM180 186V185H179ZM194 186V185H193ZM224 186V185H223ZM50 187L51 189V198L50 199H45V198H41L40 197L38 198L36 195H38V191L39 189H42V188H48ZM114 187V186H113ZM195 187V186H194ZM207 187V186H206ZM210 187V186H209ZM2 188V187H1ZM14 188V187H12ZM11 188V190H12ZM115 188V187H114ZM118 188V187H117ZM177 188V187H176ZM175 188V190H176ZM185 188V187H184ZM220 188V187H219ZM230 188V187H228ZM4 189V188H3ZM2 189V190H3ZM80 189V188H79ZM127 188H125V191H126ZM204 189V187H203ZM5 190V189H4ZM124 190V189H123ZM188 190V189H187ZM194 190V189H193ZM206 190V189H205ZM239 190V189H238ZM83 191V190H82ZM181 191V189H180ZM211 191V190H210ZM209 190L206 191V192H210ZM214 191V189L212 190ZM217 191V190H216ZM220 191H223V190H220ZM235 191V189H234ZM10 192V191H9ZM195 192V191H194ZM199 192V191H197ZM237 191H235L236 193ZM241 192V191H240ZM7 193V192H6ZM87 193V192H86ZM89 193V192H88ZM87 193V194H88ZM111 193V192H110ZM134 193V192H133ZM188 193V192H187ZM200 193V192H199ZM220 193V192H219ZM226 193V192H225ZM231 193L233 194V192L231 191ZM242 193V192H241ZM10 194V193H9ZM80 194V193H79ZM83 194V193H82ZM174 194V193H173ZM190 194V193H189ZM193 194V193H192ZM204 194V193H203ZM207 194V193H206ZM222 194V193H220ZM237 194V193H236ZM68 195V194H67ZM81 195V194H80ZM198 195V194H197ZM216 195V194H215ZM218 195V194H217ZM7 196V195H6ZM95 196V195H94ZM129 196V195H128ZM187 196V194H186ZM203 196V195H201ZM205 196V195H204ZM223 196V195H222ZM228 196V194H227ZM226 196V198H227ZM247 196V195H246ZM9 197V196H8ZM45 197V196H44ZM181 197V196H180ZM190 197V196H189ZM207 197V196H206ZM211 197V196H209ZM213 197H214V194H213ZM238 197V196H237ZM248 197V196H247ZM246 197V198H247ZM94 198V197H93ZM104 198V197H103ZM127 198V197H126ZM199 198V197H198ZM208 198V197H207ZM219 198V197H218ZM223 198V197H222ZM229 198V197H228ZM235 198V197H234ZM106 199V198H105ZM196 199V198H195ZM230 199V198H229ZM233 199V198H231ZM240 199V198H239ZM238 199V200H239ZM243 199V198H241ZM240 199V200H241ZM245 199V198H244ZM13 200V199H11ZM18 200V199H17ZM87 200V199H86ZM100 200V199H99ZM216 200V199H215ZM219 200V199H218ZM247 200V199H246ZM259 200V199H258ZM21 201V200H20ZM23 201V200H22ZM92 201V200H91ZM94 201V200H93ZM195 201V200H194ZM200 201V200H199ZM214 201V200H213ZM221 201V200H219ZM225 201V200H224ZM230 201V200H229ZM228 201V202H229ZM233 201V200H232ZM236 201V200H234ZM233 201V202H234ZM244 201V200H243ZM89 202V201H88ZM182 202V201H181ZM223 202V201H222ZM226 202V201H225ZM227 202V203H228ZM232 202V203H233ZM238 202V201H237ZM242 202V200H241ZM250 202V200H249ZM10 203V202H9ZM23 203V202H21ZM93 203V202H92ZM128 203V202H127ZM204 203V202H203ZM216 203V202H215ZM214 203V204H215ZM220 203V202H219ZM231 203V204H232ZM236 203V202H235ZM242 203H245V202H242ZM253 203V201H252ZM45 204H48V206H45ZM101 204V203H100ZM129 204V203H128ZM182 204V203H181ZM210 204V203H209ZM208 204V205H209ZM237 204V203H236ZM248 204V203H246ZM258 204V203H256ZM12 205V204H11ZM90 205V204H89ZM220 205V204H219ZM245 205V204H244ZM253 205V204H252ZM262 205V204H261ZM7 199L2 195L1 193V190H0V230L3 228L2 226L4 225V222L5 219H4V213L5 211L7 210ZM19 206V205H18ZM21 206V205H20ZM128 206V205H127ZM130 206V204H129ZM182 206V205H181ZM194 206V205H193ZM238 206H239V202H238ZM246 206V205H245ZM16 207V206H15ZM93 207V208H92ZM180 207V206H179ZM215 207V206H214ZM230 207V206H229ZM25 208V207H24ZM92 208L91 210L88 211V209ZM222 208V207H221ZM239 208V207H238ZM237 208V209H238ZM256 208V207H255ZM260 208V206H259ZM30 209V208H29ZM196 209V208H195ZM194 209V210H195ZM236 209V210H237ZM241 209V208H240ZM244 209V207L242 208ZM17 210V209H16ZM176 210V211H175ZM179 210V209H178ZM184 210V209H183ZM209 210V209H208ZM223 210V209H222ZM262 210V208H261ZM138 211V210H137ZM215 211V210H214ZM225 211H228V210H225ZM242 211V210H241ZM246 211H247V207H246ZM252 210H250V213H251ZM26 212V210H25ZM178 212V211H177ZM191 212V211H190ZM16 213V212H15ZM127 213V212H126ZM145 213V212H144ZM155 213V212H154ZM213 213V212H212ZM246 213V212H245ZM141 214V213H140ZM206 214V212H205ZM225 214V213H224ZM233 214V213H231ZM254 214V213H253ZM6 215V214H5ZM8 215V214H7ZM24 215V214H23ZM135 215V214H134ZM152 215V214H151ZM180 215V214H179ZM192 217H194V215L196 214H191ZM214 215V214H213ZM218 215V214H217ZM222 215V214H221ZM234 215V214H233ZM238 215V213H237ZM256 215V213L254 214ZM139 216V215H138ZM144 216V215H143ZM155 216V215H154ZM153 216V218H154ZM167 216V217H166ZM185 216V215H184ZM211 216V215H210ZM9 217V216H8ZM16 217V216H15ZM23 217V216H22ZM66 217V216H65ZM91 217V216H90ZM135 217V216H134ZM147 217V216H146ZM224 217V216H223ZM234 217V216H233ZM232 217V218H233ZM264 217V216H263ZM21 218V217H20ZM50 218V217H49ZM53 218V217H51ZM50 218V220H51ZM129 218V217H128ZM137 218V217H136ZM145 218V217H143ZM159 218V217H158ZM182 218V217H181ZM212 218V217H211ZM211 218L204 215V214H201L199 216V220L196 219V222H197V226H198V233L199 235H197L195 237V240L193 241L194 242V245H193V248L194 250H198L201 246V244L199 242H203L201 240H198L200 238V232L202 230H204L206 224H208L210 221H211ZM215 218V217H214ZM256 218V217H254ZM259 218V217H258ZM8 219V218H7ZM17 219V218H16ZM34 219V218H33ZM66 219V218H65ZM127 219V218H126ZM156 219V217H155ZM246 219V218H245ZM248 219V218H247ZM249 219H251L249 217ZM56 220V219H55ZM131 220V219H130ZM148 220V219H147ZM153 220V219H152ZM229 220V218H228ZM236 220V219H235ZM254 220V219H253ZM19 221V220H18ZM62 221V220H61ZM137 221V220H136ZM9 222V220H8ZM59 222V221H58ZM71 222V221H70ZM75 222V221H74ZM89 222V221H88ZM143 222V221H142ZM149 222V221H148ZM191 222V221H190ZM213 222V221H211ZM210 222V223H211ZM232 223V221H230ZM236 222V221H235ZM34 223V222H33ZM145 223H147L145 221ZM216 225H218L219 227H225L224 230L227 231V229L229 228V224L228 226H224L222 224H219V222H215ZM241 223V222H240ZM45 224V223H44ZM64 224V223H63ZM71 224V223H70ZM151 224V222H150ZM153 224V222H152ZM187 225V223H185ZM214 224V223H213ZM238 224V223H237ZM237 224H236V227H237ZM245 224V223H244ZM255 224V223H254ZM37 225V224H36ZM60 225V224H59ZM149 225V224H148ZM161 225V227H162ZM212 225V224H211ZM210 225V226H211ZM215 225V224H214ZM35 226V225H34ZM61 226V225H60ZM147 226V225H146ZM184 226V224H183ZM196 226V227H197ZM251 226V225H250ZM249 226V227H250ZM257 226V225H256ZM39 227V226H37ZM62 227V226H61ZM153 227V226H152ZM156 227V228H158ZM262 227V226H261ZM6 228V227H5ZM18 228V227H17ZM51 228V227H50ZM68 228V227H67ZM151 228V227H150ZM194 227H192V230H193ZM233 228V227H232ZM10 229V228H9ZM38 229V228H37ZM153 229V228H152ZM159 229V228H158ZM197 229V228H196ZM211 229V228H210ZM209 229V230H210ZM217 229V228H216ZM220 229V228H219ZM218 229V230H219ZM234 229V228H233ZM247 229V228H246ZM36 230V229H35ZM41 230V229H40ZM155 230V229H154ZM164 230V229H163ZM212 230V229H211ZM221 230V229H220ZM229 230V229H228ZM238 230V229H237ZM243 230H245V228H243ZM37 231V230H36ZM156 231V230H155ZM161 231V230H160ZM197 231V230H196ZM241 231V230H239ZM247 231V230H246ZM245 231V232H246ZM257 231V230H256ZM51 232V231H50ZM163 232V231H162ZM185 232V231H184ZM209 232V231H207ZM206 232V233H207ZM219 232V231H218ZM224 232V231H223ZM228 232V231H227ZM242 232V231H241ZM240 232V233H241ZM259 232V231H258ZM84 233V232H83ZM156 233V232H155ZM165 233V232H164ZM168 234V232H166ZM165 233V234H166ZM194 233V235H195ZM210 233V232H209ZM212 233V232H211ZM210 233V235H211ZM230 233V232H229ZM251 233L253 232H250V235ZM28 234V233H27ZM34 234V233H33ZM42 234V233H41ZM48 234H50L48 232ZM65 234V233H64ZM77 234V233H76ZM154 234V232L152 233ZM157 234V233H156ZM160 234V233H159ZM158 234V236H159ZM187 234V233H186ZM193 234V232H192ZM228 234V233H227ZM230 234H233V233H230ZM236 234V233H235ZM247 234V233H246ZM248 234H249V231H248ZM260 234V233H259ZM264 234V232H263ZM36 235V234H35ZM46 235V234H45ZM155 235V234H154ZM184 235V233H183ZM206 235V234H205ZM225 235V234H224ZM224 235H220L219 237H215V238H212V240H208L209 242L207 243V248L209 250V254L212 258H218L219 256H222V254L224 253V249L222 248L223 245H225V241L226 240L224 239L223 240V237ZM229 235V234H228ZM239 235V233H238ZM262 235V234H261ZM34 236V235H33ZM63 236V235H62ZM71 236V235H70ZM137 236H139L137 239H135ZM161 236V235H160ZM165 236V235H164ZM192 236V235H191ZM213 236V234H212ZM211 236V237H212ZM231 236V235H230ZM234 236V235H233ZM256 236V235H254ZM38 237V236H37ZM69 236H67L68 238ZM82 237V238H83ZM157 237V235H156ZM185 237V236H184ZM194 237V236H193ZM204 237V236H203ZM232 237V236H231ZM237 237V235L235 236ZM233 237V240L234 238ZM63 238V237H62ZM165 238H167V236H165ZM181 238V237H180ZM188 238V237H187ZM209 238V237H208ZM243 238V237H241ZM240 238V239H241ZM262 238V237H261ZM264 238V237H263ZM78 239V238H77ZM168 239V238H167ZM182 239V238H181ZM184 239V238H183ZM206 239V238H205ZM247 239V238H246ZM257 239V238H256ZM63 240V239H62ZM161 240V239H160ZM229 240V239H228ZM252 240V239H251ZM35 241V240H34ZM33 241V242H34ZM40 241V240H39ZM66 241V240H64ZM178 241V239H177ZM180 241V240H179ZM183 241V240H182ZM207 241V240H205ZM238 241V240H237ZM240 241V240H239ZM254 241V240H253ZM250 242V241H249ZM260 242V241H259ZM263 242V240H262ZM177 243V242H176ZM186 243V242H185ZM206 243V242H205ZM228 243V242H227ZM229 243H230V240H229ZM258 242H255L254 243H249V246H248V249L251 250L250 254L249 255V259H248L251 264H255L256 261L258 262V257H259V253H258V250L259 248H261L262 246L260 245L261 243L257 244ZM8 242H4L1 237H0V253H3L4 251H6L8 249V246H7ZM204 244V243H203ZM245 244V243H244ZM186 245V244H185ZM191 245V246H192ZM205 245V244H204ZM234 245V244H233ZM21 246V245H20ZM182 247V246H181ZM235 248H239L240 245L238 244H235L234 245ZM158 248V249H157ZM175 248V247H174ZM233 248V247H232ZM22 249V248H21ZM245 249V248H244ZM11 250V249H10ZM15 250V249H14ZM144 251L145 253V260L144 261H140L138 260L140 258L139 254L141 253L140 251ZM200 250V249H199ZM202 250V249H201ZM236 250V249H234ZM243 250V249H242ZM262 250V249H261ZM20 251V250H19ZM227 251V250H226ZM229 251V250H228ZM245 251V250H244ZM201 252V251H200ZM233 252V251H232ZM248 252V251H247ZM237 253H240V252H237ZM245 253V252H244ZM190 254V253H189ZM200 254V253H199ZM231 254V252L229 253ZM19 255V254H18ZM143 255V254H142ZM191 255V254H190ZM193 255V254H192ZM203 255V254H202ZM234 255V253H233ZM241 255V253H240ZM243 255V253H242ZM241 255V257H242ZM247 255V253H246ZM263 255V254H262ZM201 256V255H200ZM209 256V255H208ZM232 256V255H231ZM231 256H229L231 258ZM236 256V255H235ZM234 256V257H235ZM122 257V258H123ZM205 257H207L205 255ZM224 257V256H223ZM228 257V256H226ZM239 257V256H238ZM237 257V258H238ZM246 257V256H245ZM264 257V256H262ZM179 258V257H178ZM177 258V259H178ZM185 258V257H184ZM193 258V257H192ZM197 258V257H196ZM55 259V258H54ZM121 259V258H120ZM195 259V258H194ZM206 259V258H205ZM222 260H224L223 258H221ZM233 259V257H232ZM243 259V258H242ZM241 259V260H242ZM122 260V259H121ZM120 260V261H121ZM181 260V258L179 259ZM219 260V259H218ZM123 261V260H122ZM121 261V262H122ZM178 261V260H177ZM193 261V260H192ZM226 261V260H224ZM231 262L233 260H230ZM235 261V260H234ZM233 261V262H234ZM53 262V263H52ZM124 262V261H123ZM122 262V263H123ZM185 262V260H184ZM184 262H182L184 264ZM241 261L239 260V263ZM247 262V261H246ZM260 262V261H259ZM42 263V262H41ZM39 263V264H41ZM44 263V261H43ZM42 263V264H43ZM235 263V262H234ZM238 263V264H239ZM243 263V262H241ZM264 263V262H263ZM262 263V264H263ZM56 264V262H55ZM188 264V263H187ZM212 264V263H211ZM236 264V263H235ZM257 264V263H256Z\"/></svg>",
    "mask_w": 264,
    "mask_h": 264
}]
</instances>
